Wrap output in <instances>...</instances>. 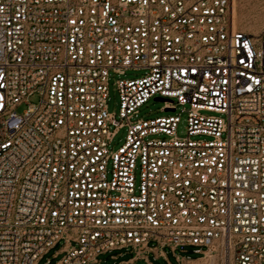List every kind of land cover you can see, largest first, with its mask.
Here are the masks:
<instances>
[{
	"label": "built area",
	"instance_id": "built-area-1",
	"mask_svg": "<svg viewBox=\"0 0 264 264\" xmlns=\"http://www.w3.org/2000/svg\"><path fill=\"white\" fill-rule=\"evenodd\" d=\"M151 99L184 137L137 117ZM60 241L54 264H264V29H236L233 0H0V264Z\"/></svg>",
	"mask_w": 264,
	"mask_h": 264
},
{
	"label": "rangeland",
	"instance_id": "rangeland-1",
	"mask_svg": "<svg viewBox=\"0 0 264 264\" xmlns=\"http://www.w3.org/2000/svg\"><path fill=\"white\" fill-rule=\"evenodd\" d=\"M233 15L235 27L238 30L257 35L264 29V0H233ZM142 72L128 70L125 72V76H117L112 73L109 75L108 83V100H107V109L110 114L114 116L116 120L119 121V107L120 100L119 94L116 89V81L118 79H133L138 78L142 75ZM39 101V95L34 94L27 99V103L37 104ZM164 104L161 101H155L154 99L149 100L144 105L138 109L137 117L139 119H155L158 117H167V116H180V123L176 129L177 135L179 137H184L186 135V113L180 112V107L177 108L175 112H163ZM27 109V104L23 103L16 108L18 114H22ZM203 115H213L220 118H225L224 115L202 112ZM126 135V129H120L113 141L111 142L110 149L116 150L124 141ZM64 243L63 241L55 244L51 249H49L42 257L38 260L37 264H45L49 260L48 264L56 263L63 255L62 252H59ZM204 249V248H203ZM196 248L191 246L179 247L175 251H170L169 248L163 249L166 258L160 256L155 258L153 253H149L147 258H138L135 261V264H181L177 261L176 256H179L181 259H198L201 255L200 253L195 252ZM134 255V252L128 250H115L102 253L98 255L97 260L98 264H110L117 262L122 259H127ZM116 256V258H113ZM147 259V260H146ZM186 264H206L205 261L198 259L196 262H187Z\"/></svg>",
	"mask_w": 264,
	"mask_h": 264
},
{
	"label": "bare ground",
	"instance_id": "bare-ground-1",
	"mask_svg": "<svg viewBox=\"0 0 264 264\" xmlns=\"http://www.w3.org/2000/svg\"><path fill=\"white\" fill-rule=\"evenodd\" d=\"M200 260H203L206 262V264H214L213 258L209 257V258H201ZM198 260H194L193 262H196Z\"/></svg>",
	"mask_w": 264,
	"mask_h": 264
},
{
	"label": "water",
	"instance_id": "water-1",
	"mask_svg": "<svg viewBox=\"0 0 264 264\" xmlns=\"http://www.w3.org/2000/svg\"><path fill=\"white\" fill-rule=\"evenodd\" d=\"M157 100H160V99H157Z\"/></svg>",
	"mask_w": 264,
	"mask_h": 264
}]
</instances>
